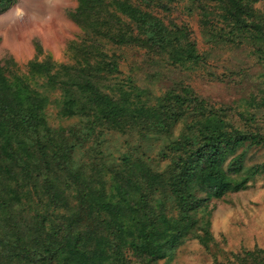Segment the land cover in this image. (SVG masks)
Returning <instances> with one entry per match:
<instances>
[{
  "label": "trees",
  "instance_id": "16d2710c",
  "mask_svg": "<svg viewBox=\"0 0 264 264\" xmlns=\"http://www.w3.org/2000/svg\"><path fill=\"white\" fill-rule=\"evenodd\" d=\"M110 1L132 24V34L110 33L112 21L102 0H77L69 19L95 43L144 46L188 70L205 63L182 29H169L138 6ZM140 1L155 6L154 0ZM193 1L220 7L224 27L212 25L208 15L201 19L207 43L228 38L239 46L254 39L264 59V11L255 8L264 0ZM14 2L0 0V9ZM34 46L40 56L42 48ZM26 66L45 77L42 91L12 73L16 63L10 55L0 61V264H115L132 249L147 264L173 259L188 239L204 247L212 242L211 201L245 190L264 173V161L246 166L250 149H264V130L254 112L238 113L239 126L188 87L183 95L157 99L155 106L142 101L146 89L107 87L104 92L97 81L120 73L116 60L69 66L47 59ZM51 105L57 117L76 123L51 126ZM179 123L181 131L174 135ZM112 132L162 141L157 156L170 159V165L155 170L141 146L134 149L139 156L126 153L107 164L103 136ZM80 152L87 153V162L75 160ZM230 256L225 264H264V249Z\"/></svg>",
  "mask_w": 264,
  "mask_h": 264
},
{
  "label": "rangeland",
  "instance_id": "374dc122",
  "mask_svg": "<svg viewBox=\"0 0 264 264\" xmlns=\"http://www.w3.org/2000/svg\"><path fill=\"white\" fill-rule=\"evenodd\" d=\"M116 1L150 12L169 29L177 27L185 31L187 42L194 44L197 54L205 58V63L200 67L190 66L192 69L188 70L173 65L166 57L144 46L119 48L105 39L95 43L90 32H83L69 19V13L77 6V0H15L9 9L21 3L26 10L46 14L47 18L29 23L28 16L16 20L0 16V61L10 55L16 63L12 73L25 77L38 91H42L46 84L45 77H39L34 68L26 66L28 62L51 59L55 64L79 66L86 61L116 60L120 73L110 75L106 81H97L98 87L100 85V90L104 92H108L107 87H122L132 92L133 87L146 89V94L141 93L142 101L145 105L155 106L157 99L166 94L183 95L188 87L214 108L223 109L239 126L243 122H240L238 113H256L255 122L261 131L264 130V59L253 45L256 43L254 39L246 40L239 46L237 41L232 44L228 38H224L223 44L207 43L201 19L203 15H208L212 25L220 26L218 4L193 0H154L155 6L151 3L152 6L148 8L140 0ZM102 4L109 16L107 18L112 21V35L118 29H123L127 34L133 33L134 27L115 9L113 2L102 0ZM255 8L263 12L264 1H259ZM9 9H0V14ZM228 32L229 28H226L223 34ZM35 43L42 48L40 56L35 53ZM251 100L254 103L249 104ZM47 118L54 127H68L76 123L74 119L62 120L57 117L54 105L47 109ZM181 128L179 123L174 135L180 133ZM162 145V141L142 140L136 134L122 136L114 132L106 133L103 136V160L113 164L125 157L123 155L126 153L139 156L145 152L144 160L161 172L171 162L170 159L161 160L157 156ZM137 146L143 147L145 151L135 152ZM80 154L75 160L87 162V153ZM263 161L264 149L256 146L248 152L246 166ZM207 211L210 212L209 232L212 238L207 247L198 240L188 239L177 248L173 259L152 264H225L228 259H232L231 254L264 249V173L251 180L245 190L211 201ZM115 264L147 263L132 249L126 250L124 257L116 259Z\"/></svg>",
  "mask_w": 264,
  "mask_h": 264
},
{
  "label": "clouds",
  "instance_id": "9594fccd",
  "mask_svg": "<svg viewBox=\"0 0 264 264\" xmlns=\"http://www.w3.org/2000/svg\"><path fill=\"white\" fill-rule=\"evenodd\" d=\"M2 17H9L10 20L24 19L25 16L29 17V23H36L43 19H46V14L36 11L26 10L25 6L21 3L14 5L8 12L0 14Z\"/></svg>",
  "mask_w": 264,
  "mask_h": 264
}]
</instances>
